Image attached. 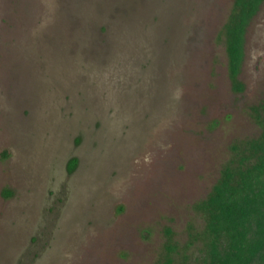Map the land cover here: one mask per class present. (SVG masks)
I'll return each instance as SVG.
<instances>
[{"label": "rangeland", "instance_id": "rangeland-1", "mask_svg": "<svg viewBox=\"0 0 264 264\" xmlns=\"http://www.w3.org/2000/svg\"><path fill=\"white\" fill-rule=\"evenodd\" d=\"M234 3L0 0V264L202 263L196 206L262 132L264 2L241 93Z\"/></svg>", "mask_w": 264, "mask_h": 264}, {"label": "trees", "instance_id": "trees-1", "mask_svg": "<svg viewBox=\"0 0 264 264\" xmlns=\"http://www.w3.org/2000/svg\"><path fill=\"white\" fill-rule=\"evenodd\" d=\"M264 0H235L232 14L225 25V43L229 58V76L234 92L244 85L238 79L244 61L247 27ZM261 127L257 139L246 141L245 148L233 147L237 159L226 165L208 197L196 209L205 218V228L191 235L187 248L197 239L203 241L201 264H264V104L253 108ZM78 159L69 161L72 173ZM7 197L12 195L6 191ZM171 234V230H167ZM165 264H173L172 254L178 246L168 243ZM182 264H189L187 257Z\"/></svg>", "mask_w": 264, "mask_h": 264}]
</instances>
